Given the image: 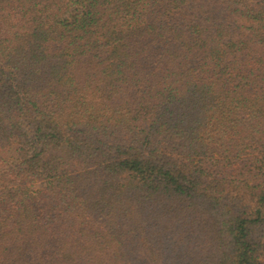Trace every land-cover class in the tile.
<instances>
[{
    "label": "trees",
    "instance_id": "1",
    "mask_svg": "<svg viewBox=\"0 0 264 264\" xmlns=\"http://www.w3.org/2000/svg\"><path fill=\"white\" fill-rule=\"evenodd\" d=\"M0 264H264V0H0Z\"/></svg>",
    "mask_w": 264,
    "mask_h": 264
}]
</instances>
